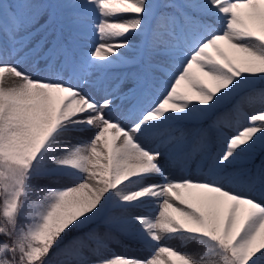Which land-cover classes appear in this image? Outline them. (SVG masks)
I'll return each instance as SVG.
<instances>
[{"label":"snow or ice","instance_id":"snow-or-ice-1","mask_svg":"<svg viewBox=\"0 0 264 264\" xmlns=\"http://www.w3.org/2000/svg\"><path fill=\"white\" fill-rule=\"evenodd\" d=\"M0 264H264V0H0Z\"/></svg>","mask_w":264,"mask_h":264},{"label":"rangeland","instance_id":"rangeland-1","mask_svg":"<svg viewBox=\"0 0 264 264\" xmlns=\"http://www.w3.org/2000/svg\"><path fill=\"white\" fill-rule=\"evenodd\" d=\"M226 50H227V49H226ZM229 55L232 56L233 58L236 57V54H235V53H232L231 51H229ZM202 79H204L205 82H207V78H206V77H202ZM245 110H246V111H249V112L252 111V109L247 108V107H246ZM45 183H48V185H49L50 187H53V188L61 186V183H58V182H56V181L45 182ZM113 247H114V251H117V252L122 251V249H121L119 246H115V245H114Z\"/></svg>","mask_w":264,"mask_h":264},{"label":"trees","instance_id":"trees-1","mask_svg":"<svg viewBox=\"0 0 264 264\" xmlns=\"http://www.w3.org/2000/svg\"><path fill=\"white\" fill-rule=\"evenodd\" d=\"M128 243H131V242L129 241ZM132 246H133V247H136V245H135V244H132Z\"/></svg>","mask_w":264,"mask_h":264}]
</instances>
